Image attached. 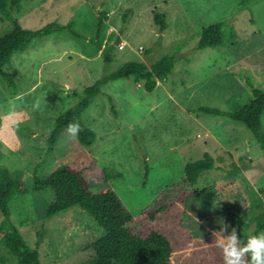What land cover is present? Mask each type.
Instances as JSON below:
<instances>
[{
	"label": "rangeland",
	"instance_id": "obj_1",
	"mask_svg": "<svg viewBox=\"0 0 264 264\" xmlns=\"http://www.w3.org/2000/svg\"><path fill=\"white\" fill-rule=\"evenodd\" d=\"M241 1L22 0L11 18L0 14V38L12 30V20L26 29L72 22V30L79 33L65 29L36 38L4 66L16 90L0 77V167L15 179L31 174L44 158L43 134L53 120L103 74L128 61L150 65L174 56L173 72L151 92L133 77L103 85L81 122L93 132L86 153L97 169L111 175V186L132 215L147 208L186 162L205 153L213 157L215 169L203 172L195 189L210 190L214 197H189L183 226L176 224L184 208L177 205L141 230L145 234L156 228L168 234L172 264H203L209 257L200 255L201 250L192 252V247L201 248L196 241L220 231L225 223L250 226L254 215L264 210V151L244 124L195 109H240L252 98L247 78L264 90V0H244L242 6ZM153 13L164 16V29L155 25ZM99 18L101 43L96 45L92 39ZM217 22H224L223 44L196 51L202 29ZM104 51L113 56L111 62H104ZM261 124L264 129V115ZM68 152V141L59 140L44 163L47 170ZM88 159L83 156L74 165L89 164ZM94 180L93 185L103 186L101 177ZM24 189L10 202L11 220L30 245L41 232V264H90L92 251L86 245L103 235V228L76 206L44 218L54 199L51 189L33 192L28 183ZM6 256L10 258L0 242V258ZM221 260L218 255L210 262Z\"/></svg>",
	"mask_w": 264,
	"mask_h": 264
},
{
	"label": "trees",
	"instance_id": "obj_2",
	"mask_svg": "<svg viewBox=\"0 0 264 264\" xmlns=\"http://www.w3.org/2000/svg\"><path fill=\"white\" fill-rule=\"evenodd\" d=\"M21 1L0 0L2 17L11 18L13 10H20ZM244 3L242 0L241 6ZM105 16L106 14L102 13V17ZM153 18L155 25L161 29L165 28V18L162 14L153 13ZM12 23V30L0 38V77L9 89L15 91L14 81L4 69V66L10 63L14 53L25 49L34 39L54 32L68 29L74 35L79 33L72 30V22L67 24L51 22L37 29L23 28L17 20H12ZM223 27L224 22H217L202 29L201 36L194 47L195 50L221 46L225 39ZM101 28L102 20L99 18L96 23L95 38L92 39L96 45L101 43L98 41ZM103 56L105 63L112 61L113 56L106 51L103 52ZM174 66L175 57L164 56L150 65L143 61H128L116 70L103 74L83 90V95L75 105L53 120L51 129L43 134L47 143L44 158L33 167L31 174L27 173L15 179L10 176L6 168L0 167V242L10 255V258L7 256L0 258V264H41L39 253V246L43 239L41 232L34 245H30L11 220L10 202L15 194L26 192L24 186L27 183L30 184V190L33 192H42L49 188L52 191L54 199L46 209L44 218L76 206L91 215L103 228L104 234L86 245L92 251L90 264H172L173 247L168 234L156 228L145 234H142L141 230L146 228L144 223L155 224L159 217L177 205L184 207L176 221L177 226H183L182 215L189 197L197 195L206 201L214 197L210 190L195 189L199 176L205 171L215 169L213 157L205 153L202 158L186 162L175 180L157 194L147 208L138 215H132L125 209L111 186L109 182L111 175L103 168L97 169L93 157L86 153V147L93 140V132L82 124L81 116L101 93L102 86L108 82L118 78L133 77L136 82H143L144 89L151 92L156 87L157 81L165 80L173 72ZM245 82L251 90L252 98L240 109L227 111L208 106H199L195 109L197 113L212 117H226L244 124L264 151V129L261 124V117L264 115V90L255 86L250 78H247ZM73 121H78L81 128L75 139L69 138L66 131V126ZM61 139L68 141L69 155L63 156L54 168L47 170L48 164L44 163H47V157L51 155ZM83 156L89 158V164L82 162L76 167L74 164ZM97 176L102 178V187L93 185ZM261 192L264 194V185ZM250 224V226L242 227L240 222L234 226L242 244L247 241L249 235L264 232V210L254 215ZM215 232L219 231H214L196 241L195 244L201 245V248L192 247L191 249L195 254L201 250L200 255L209 257L207 261H203V264H212L210 260L218 255L222 256L221 251L213 243ZM190 238L199 239L193 235ZM222 262L223 260L220 264Z\"/></svg>",
	"mask_w": 264,
	"mask_h": 264
},
{
	"label": "clouds",
	"instance_id": "obj_3",
	"mask_svg": "<svg viewBox=\"0 0 264 264\" xmlns=\"http://www.w3.org/2000/svg\"><path fill=\"white\" fill-rule=\"evenodd\" d=\"M117 47L123 49L120 42L117 43ZM34 107H39V101ZM66 131L69 138H77L81 131L79 122H70L66 126ZM213 235L215 237L213 243L221 251L224 264H264V232L249 235L247 241L242 244L237 229L225 223L220 231Z\"/></svg>",
	"mask_w": 264,
	"mask_h": 264
}]
</instances>
